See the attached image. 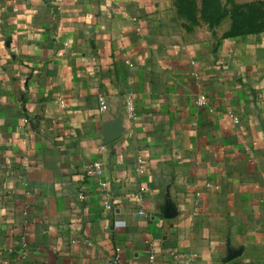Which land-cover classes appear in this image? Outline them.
<instances>
[{
	"label": "crops",
	"instance_id": "crops-1",
	"mask_svg": "<svg viewBox=\"0 0 264 264\" xmlns=\"http://www.w3.org/2000/svg\"><path fill=\"white\" fill-rule=\"evenodd\" d=\"M116 249L264 264V0H0V264Z\"/></svg>",
	"mask_w": 264,
	"mask_h": 264
},
{
	"label": "built area",
	"instance_id": "built-area-1",
	"mask_svg": "<svg viewBox=\"0 0 264 264\" xmlns=\"http://www.w3.org/2000/svg\"><path fill=\"white\" fill-rule=\"evenodd\" d=\"M197 104L200 107H203L204 105L207 104V97L202 95L198 98L197 100ZM127 109L130 115L133 114L134 112V108H133V103L131 101L127 102ZM108 110V105L102 101L101 102V111L105 112ZM103 171V165L100 162L97 163H93L92 165L88 166L87 170H86V175L87 176H93L95 174L101 175ZM102 186L107 187L108 183L107 182H102L101 183ZM81 199H85V197L83 196V194L80 195ZM105 209L107 211L108 214L112 213L114 211V206L111 202H106L105 204ZM88 244L90 245V242H88ZM26 253L25 251H22V256H25ZM109 264H121V260L120 257L117 253V249L116 252H114L113 256L109 259Z\"/></svg>",
	"mask_w": 264,
	"mask_h": 264
},
{
	"label": "water",
	"instance_id": "water-1",
	"mask_svg": "<svg viewBox=\"0 0 264 264\" xmlns=\"http://www.w3.org/2000/svg\"><path fill=\"white\" fill-rule=\"evenodd\" d=\"M121 134V131L119 129L113 128L112 131L106 134V143H111L115 139H117Z\"/></svg>",
	"mask_w": 264,
	"mask_h": 264
},
{
	"label": "rangeland",
	"instance_id": "rangeland-1",
	"mask_svg": "<svg viewBox=\"0 0 264 264\" xmlns=\"http://www.w3.org/2000/svg\"><path fill=\"white\" fill-rule=\"evenodd\" d=\"M204 3H206L207 5H210L211 4V0H204Z\"/></svg>",
	"mask_w": 264,
	"mask_h": 264
}]
</instances>
